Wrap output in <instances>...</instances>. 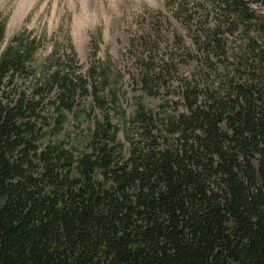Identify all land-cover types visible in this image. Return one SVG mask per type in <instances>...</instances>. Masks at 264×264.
<instances>
[{"label": "trees", "instance_id": "16d2710c", "mask_svg": "<svg viewBox=\"0 0 264 264\" xmlns=\"http://www.w3.org/2000/svg\"><path fill=\"white\" fill-rule=\"evenodd\" d=\"M177 15L195 54L175 39L124 127L105 66L42 83L36 44L2 50L0 22V264H264V0L184 1ZM174 76L180 104L170 92L149 109ZM30 79L32 93L8 91Z\"/></svg>", "mask_w": 264, "mask_h": 264}, {"label": "rangeland", "instance_id": "374dc122", "mask_svg": "<svg viewBox=\"0 0 264 264\" xmlns=\"http://www.w3.org/2000/svg\"><path fill=\"white\" fill-rule=\"evenodd\" d=\"M101 1L109 12L108 0H99ZM127 1L131 5L121 14H114L112 26L108 28L101 4L97 7V18L95 11H83L79 2L75 12L70 8L68 0H60L57 18L51 23L54 16V0H38L22 20L17 19L20 16L18 11L21 0H4L0 4V22L6 30V37L1 49L4 50L19 39L34 42L36 52L32 67L34 77L42 80V83L44 80L56 78L57 74L60 78L68 77L72 80L88 77L93 64L100 62L106 67L109 75V86L105 92L114 91L120 96L118 116L115 117L114 123L124 127L123 122L134 109L135 96L144 87L143 80H153L157 74L163 73V64L178 48H170L175 39L183 38L182 44L195 54V41L189 34V27L184 25L177 15V9L184 1L192 4L198 0H160L162 7L147 0ZM76 15L83 21L91 22L76 27ZM185 15L186 13L183 16ZM202 17L203 13L202 16L197 15V20L194 18V29ZM214 25L213 21L210 22L211 27ZM83 39L86 40L85 44ZM186 71L187 69L181 70L183 76L191 73V67ZM149 86L154 91L158 85L152 81ZM35 88L31 79L18 80L8 86V91L19 95L23 92L32 93ZM159 89L155 97H146L145 103L149 109L167 106L164 97L170 92L173 94L169 97L180 104L177 76L167 85H159ZM60 90L59 85H54L46 102L58 96ZM91 105V97L82 100V107ZM180 109L182 110V107ZM89 125V119L86 117L80 127L71 124L69 130L75 134L79 130L86 132ZM120 135L123 139V134Z\"/></svg>", "mask_w": 264, "mask_h": 264}, {"label": "bare ground", "instance_id": "6f19581e", "mask_svg": "<svg viewBox=\"0 0 264 264\" xmlns=\"http://www.w3.org/2000/svg\"><path fill=\"white\" fill-rule=\"evenodd\" d=\"M4 0H0V4L3 2ZM38 0H21L20 2V9H19V13L20 16L17 18L18 20H22L27 13L30 12L31 8L34 6L35 3H37ZM54 16L51 18V23L53 22V20L55 18H57V12L60 8V0H54ZM69 1V6L70 8H72L75 12L78 8L77 2L80 3V5L82 6L83 11H95V15L99 16L97 7L99 4H101L102 6V11L104 16L106 17V22H107V26L108 28H110V26H112V18L114 14H121L129 5H131L127 0H108L109 2V6H110V11L107 12L103 2H99V0H68ZM153 4H158L159 6H163L162 2L160 0H147ZM83 14V13H82ZM85 22H91V21H83L80 19V16L76 15V19H75V23L74 25L76 27H82L83 24ZM98 22V21H97ZM16 24L18 22H15ZM83 43H86V40L83 39Z\"/></svg>", "mask_w": 264, "mask_h": 264}]
</instances>
